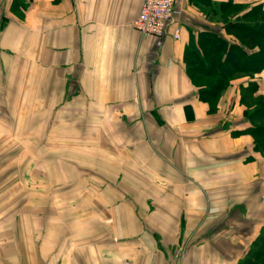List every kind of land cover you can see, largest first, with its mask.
I'll return each mask as SVG.
<instances>
[{"label": "crops", "instance_id": "obj_1", "mask_svg": "<svg viewBox=\"0 0 264 264\" xmlns=\"http://www.w3.org/2000/svg\"><path fill=\"white\" fill-rule=\"evenodd\" d=\"M226 1L264 8L175 0L152 36L132 23L142 0H0V158L26 172L37 157L70 190L51 213L30 193L40 211L25 203L23 241L16 215L2 226L0 214V264H248L259 252L264 156L239 133L248 77L211 112L184 62L201 32L227 36ZM253 80L264 92V70Z\"/></svg>", "mask_w": 264, "mask_h": 264}, {"label": "trees", "instance_id": "obj_2", "mask_svg": "<svg viewBox=\"0 0 264 264\" xmlns=\"http://www.w3.org/2000/svg\"><path fill=\"white\" fill-rule=\"evenodd\" d=\"M230 3L222 4L227 36L215 30L201 32L198 43L185 49V67L198 97L208 103L211 112L232 80L248 77L240 86V103L249 124L239 133L250 134L254 150L264 156V92H259L253 80L264 70V8L255 4L239 12L244 6L231 3L229 7ZM260 248L248 255V264H264V244Z\"/></svg>", "mask_w": 264, "mask_h": 264}, {"label": "rangeland", "instance_id": "obj_3", "mask_svg": "<svg viewBox=\"0 0 264 264\" xmlns=\"http://www.w3.org/2000/svg\"><path fill=\"white\" fill-rule=\"evenodd\" d=\"M22 145L23 147L19 146V148H24L23 141ZM36 158H30L33 163L26 172H24V158H0V166L4 168V172H0L1 225L3 226L4 223H12L10 218L15 214L18 241L20 239L22 241L24 240V233L26 231L25 224L30 215V211L25 210V203L31 202L32 206L38 208L40 211L38 203H33L30 199V193H33L38 198H44L43 196L47 197L46 204L50 205V209L45 210L43 208V212L51 213L56 211L57 197L67 196V193L70 192L69 189H64L68 183L67 179L57 178L56 173L41 172L36 164ZM14 159L18 162L17 170L11 171L6 165H9L10 161ZM46 184L54 186L46 188ZM19 199L23 200L20 203H13V201ZM33 240L35 241L36 237H33Z\"/></svg>", "mask_w": 264, "mask_h": 264}, {"label": "built area", "instance_id": "obj_4", "mask_svg": "<svg viewBox=\"0 0 264 264\" xmlns=\"http://www.w3.org/2000/svg\"><path fill=\"white\" fill-rule=\"evenodd\" d=\"M176 12L175 0H142L132 23L142 35L160 36ZM177 32L175 29L174 35Z\"/></svg>", "mask_w": 264, "mask_h": 264}]
</instances>
